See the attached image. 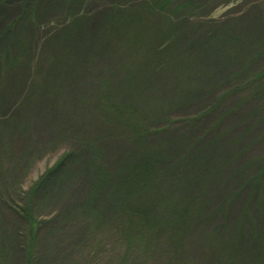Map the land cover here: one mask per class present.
Returning <instances> with one entry per match:
<instances>
[{
    "label": "rangeland",
    "instance_id": "1",
    "mask_svg": "<svg viewBox=\"0 0 264 264\" xmlns=\"http://www.w3.org/2000/svg\"><path fill=\"white\" fill-rule=\"evenodd\" d=\"M167 263L264 264V0H0V264Z\"/></svg>",
    "mask_w": 264,
    "mask_h": 264
},
{
    "label": "trees",
    "instance_id": "2",
    "mask_svg": "<svg viewBox=\"0 0 264 264\" xmlns=\"http://www.w3.org/2000/svg\"><path fill=\"white\" fill-rule=\"evenodd\" d=\"M67 158H70V155L69 156H67V157H65L62 161H60L59 163H58V165H57V168L56 169H61L66 163H67ZM71 161V160H70ZM154 166V163L153 162H151V167H153ZM143 171V170H142ZM146 172H149V171H146ZM129 174H127V176H128ZM153 176L152 177H155L157 174L156 173H154V174H152ZM151 177V178H152ZM132 178H133V176L130 178L131 180H132ZM162 179H164L165 180V178H164V176H163V178ZM161 179V180H162ZM98 186V185H97ZM97 186H95V190H94V192H93V197L94 196H96V194H97V192L99 191V189H98V187ZM121 186H122V188H120V190L119 189H117V192L119 193L118 194V196H116L115 194L113 195V199H119V198H121L122 197V199L119 201V202H117V211H118V215H121L122 217H123V219H124V217L126 216V215H130V213H132L133 212V210H135L136 208H139V211H141L142 210V208L144 209V207H142V205L143 204H141L140 203V200H141V195H138L137 194V196H135V195H133L132 193H133V191H131V188L130 187H128V191L126 190V192H125V185H124V182L121 184ZM100 187H102V186H100ZM124 187V188H123ZM123 190V191H122ZM116 191V190H115ZM115 193V192H114ZM135 196V197H134ZM138 199H139V201H138ZM132 203V204H131ZM135 208H134V207ZM145 212H146V210H143V212L141 213L140 212V214H139V217H140V219L142 220V218H144L145 217ZM94 214V215H93ZM101 214H102V211L101 210H99L98 209V207H96V210L92 213V216L95 218V220H97V221H99V218L101 217ZM150 216L149 215H147V220L148 221H150V222H155V220L154 219H151V218H149ZM182 219H184L183 217H182ZM184 221V220H183ZM154 226V225H153ZM150 230H148V232H149ZM119 232H121L120 230H119ZM158 232V231H157ZM156 232V233H157ZM152 233V232H151ZM170 234L171 233H166V235L164 236V231H162L161 230V232H159L158 233V235H155V236H152V234H150V236L149 237H144V236H140L139 237V239L138 238H135V239H133L132 241H131V243L129 244V245H131L130 246V248H132L133 247V245L135 244V245H139V246H141V245H144L145 247L147 246V247H149L150 245H151V241H154L155 240V243H156V240L158 239V241H160L161 242V239L162 240H165L166 241V248H168V246H169V242L170 241H172L171 239H170ZM150 237H154V240H152V239H150ZM29 239V238H28ZM29 241H31V239H29ZM23 243V242H22ZM173 242H170V244H172ZM134 245V246H135ZM151 252H153V253H155L154 251H151ZM31 253H29L28 254V256H30L31 257ZM167 264H169V263H167Z\"/></svg>",
    "mask_w": 264,
    "mask_h": 264
}]
</instances>
